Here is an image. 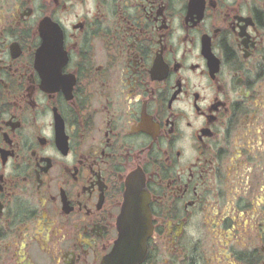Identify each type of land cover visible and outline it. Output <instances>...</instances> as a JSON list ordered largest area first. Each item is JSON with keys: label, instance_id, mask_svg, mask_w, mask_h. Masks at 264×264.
Segmentation results:
<instances>
[{"label": "flooded vegetation", "instance_id": "1", "mask_svg": "<svg viewBox=\"0 0 264 264\" xmlns=\"http://www.w3.org/2000/svg\"><path fill=\"white\" fill-rule=\"evenodd\" d=\"M132 182L140 264H264V0H0V264H104Z\"/></svg>", "mask_w": 264, "mask_h": 264}, {"label": "water", "instance_id": "2", "mask_svg": "<svg viewBox=\"0 0 264 264\" xmlns=\"http://www.w3.org/2000/svg\"><path fill=\"white\" fill-rule=\"evenodd\" d=\"M118 226L119 238L104 264H140L146 258L152 234L149 195L142 183H131Z\"/></svg>", "mask_w": 264, "mask_h": 264}]
</instances>
